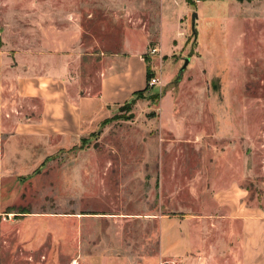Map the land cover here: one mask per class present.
<instances>
[{
    "label": "rangeland",
    "instance_id": "1",
    "mask_svg": "<svg viewBox=\"0 0 264 264\" xmlns=\"http://www.w3.org/2000/svg\"><path fill=\"white\" fill-rule=\"evenodd\" d=\"M186 2L191 12L184 26L185 37L179 40L181 49L162 66L153 61L148 66L146 91L153 89L149 85L153 77L160 80L162 76L166 83L158 99L144 92L134 104L117 108L76 148H64L57 141L43 148L34 137L18 138L28 157L2 166L1 157L12 155L16 129L40 119V100L18 96L15 82L19 68L28 61L25 57L47 44V26L64 29L66 22H72L81 27L83 57L78 73L83 94L97 95L103 56L122 51L135 19L142 17L156 26L163 0H0V168L11 174L5 180V193L12 205L9 210L17 215L33 211L56 216L65 210L99 211L132 220L124 227L120 250L123 247L137 257L155 255L158 225L145 223L151 214L148 207L159 205L161 191L172 213L178 203L191 206V184L199 173L207 177L208 159L213 163L210 149L172 144L177 138L166 129L174 130L176 125L181 127L178 136L192 139V128L196 134L205 133L206 141L217 144V156L227 151L229 141H241L242 156H247L249 164L247 186L254 198L258 196L259 179L255 182L253 178L264 171V0L244 5L237 0ZM194 13L201 17L195 27ZM199 43L201 55L197 53ZM154 47L156 43L149 52ZM160 87L161 80L153 94L159 93ZM139 100L142 105L136 106ZM228 149L231 154L239 151ZM96 159L104 169L99 175L105 179L103 196L93 173ZM34 223L26 221L23 231ZM49 224L50 231L59 232L64 241L63 226L57 229L55 222ZM31 232L38 240L47 238L37 225ZM55 236L45 239L48 243L43 249L37 241L34 255H29L25 247L17 245L13 234H3L0 264H68L66 254L59 257L55 253L59 247ZM65 236L71 238L69 231ZM63 241L61 248H66Z\"/></svg>",
    "mask_w": 264,
    "mask_h": 264
},
{
    "label": "crops",
    "instance_id": "2",
    "mask_svg": "<svg viewBox=\"0 0 264 264\" xmlns=\"http://www.w3.org/2000/svg\"><path fill=\"white\" fill-rule=\"evenodd\" d=\"M244 3L249 4L238 1L239 5ZM189 8L186 0H163L156 26L152 27L148 19H135L125 35L122 51L104 55L101 59L104 67L97 95L83 94V84L78 73L83 57V53H80L83 35L81 27L72 22H66L64 29L48 25L45 32L47 44L39 45L25 57L28 61L19 68L15 82L18 96L40 100V119L37 123L16 129L17 140L10 147L12 155L1 157L2 166L12 164L21 157H28L22 151L26 148L24 142L18 138L34 137L43 148L50 147L49 144L54 146L55 141L60 142L64 148H76L95 133L114 110L135 99L137 93L159 95L166 83L161 76L160 92L153 94L157 86L146 91L148 66L151 61L162 66L181 49L182 42L179 43V40L185 37L184 26L191 12ZM200 19L199 15L196 23ZM169 36L170 42L164 46V40ZM155 43L160 51L151 57L149 48ZM197 53H202L201 43ZM194 58L198 57L194 55ZM191 62L193 59H190ZM197 63L203 62L198 60ZM140 105L142 100L136 103V106ZM180 129L178 125L174 130L166 129L177 138L172 144L210 149L208 156L211 154L213 163L208 159L207 177L199 173L191 184V206L184 202L178 203V208L172 213L161 191L159 205L156 208L148 207L151 214L145 223L156 222L158 225V250L155 255L137 257L123 247L120 250L124 241V227L132 220H123L99 211L65 210L60 216L33 211L25 215L15 214L13 209L9 210L12 208L11 198L5 193V180L11 174L3 171V167L0 168V239L3 234H13L17 245L22 249L25 247L29 255H34V244L37 241L39 249H43L47 246L46 241L56 235V246L59 247L55 248V253L59 257L62 253L64 256L66 254L68 264L72 261L77 264H264V171L259 176L254 174L253 181L259 179V194L254 198L251 187L247 186L249 164L247 156H242L241 141H229L226 144L227 151L217 156V144L206 141L205 133L196 134V128H192V139H189L185 134L176 135ZM189 132L185 130V133ZM228 147H235L236 150L239 148V151L231 154ZM18 150L20 154H17ZM80 159L85 161L83 157ZM94 163L96 168L93 173L103 196L105 179L99 175L104 169L98 167L101 164L99 159ZM159 163L161 173L163 158ZM83 166L86 168L85 162ZM26 221H36L34 225L42 229L47 240H38L30 233L34 225L28 231H23L22 225ZM49 221L55 222L57 229L63 226L64 241L59 239V232L50 231ZM66 231H69L71 238H66ZM62 241L66 248H61Z\"/></svg>",
    "mask_w": 264,
    "mask_h": 264
},
{
    "label": "trees",
    "instance_id": "3",
    "mask_svg": "<svg viewBox=\"0 0 264 264\" xmlns=\"http://www.w3.org/2000/svg\"><path fill=\"white\" fill-rule=\"evenodd\" d=\"M237 1H239V2H244V1H247V2H253V1H256V0H237ZM193 2H194V0H193ZM189 4H191V3L189 2ZM147 77H148V79L150 78L149 71H148V75H147ZM141 95H142V93H140V92L137 93L136 96H135V99H133L131 102L125 104L122 108H125V107H127L128 105L134 104V103L136 102V100H138V99L141 98ZM152 98H153V99H158V98H159V95H154V96H152ZM83 142H85V139L82 141V143H83ZM82 147H83V146H82ZM82 147H81V148H82Z\"/></svg>",
    "mask_w": 264,
    "mask_h": 264
},
{
    "label": "built area",
    "instance_id": "4",
    "mask_svg": "<svg viewBox=\"0 0 264 264\" xmlns=\"http://www.w3.org/2000/svg\"><path fill=\"white\" fill-rule=\"evenodd\" d=\"M197 2H199V0H197ZM159 49H158V47L156 46V47H154L153 49H151L150 50V55L151 56H155V55H157L158 53H159ZM160 84V80L158 79V78H155V77H153V78H151V80H150V82H149V85L151 86V87H154V86H157V85H159Z\"/></svg>",
    "mask_w": 264,
    "mask_h": 264
},
{
    "label": "water",
    "instance_id": "5",
    "mask_svg": "<svg viewBox=\"0 0 264 264\" xmlns=\"http://www.w3.org/2000/svg\"><path fill=\"white\" fill-rule=\"evenodd\" d=\"M197 18H198L197 13H194V14H193V17H192L193 27H195V24H196V20H197ZM194 31H195V30H194ZM189 61H190V60H189ZM189 61H188V62H189ZM185 69H186V68H185ZM185 69H184V70H185Z\"/></svg>",
    "mask_w": 264,
    "mask_h": 264
}]
</instances>
